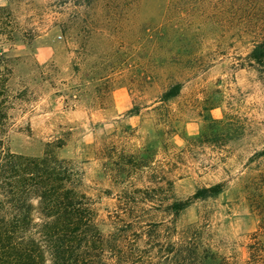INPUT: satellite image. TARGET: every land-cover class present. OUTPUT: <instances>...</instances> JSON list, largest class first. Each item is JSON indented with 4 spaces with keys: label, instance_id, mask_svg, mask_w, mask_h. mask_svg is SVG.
Masks as SVG:
<instances>
[{
    "label": "rangeland",
    "instance_id": "rangeland-1",
    "mask_svg": "<svg viewBox=\"0 0 264 264\" xmlns=\"http://www.w3.org/2000/svg\"><path fill=\"white\" fill-rule=\"evenodd\" d=\"M0 5L14 19L12 81L26 89L11 111L12 151L41 155L62 138L58 155L82 170L101 228L119 225L138 257L148 233H185L229 264H261L249 244L261 246L264 212V65L248 53L264 37V0ZM217 182L221 193L169 208Z\"/></svg>",
    "mask_w": 264,
    "mask_h": 264
},
{
    "label": "trees",
    "instance_id": "trees-1",
    "mask_svg": "<svg viewBox=\"0 0 264 264\" xmlns=\"http://www.w3.org/2000/svg\"><path fill=\"white\" fill-rule=\"evenodd\" d=\"M13 20L12 11L0 5V264H187L190 251L196 257L194 264H229L209 248L198 251L185 233L178 241H161L148 233L150 248L138 257L121 239L119 225L108 233L101 228L95 201L84 189L82 170L71 158L58 155L64 145L62 138L47 141L41 155L10 149L11 111L26 94V89L12 81L7 54L11 50L8 42L14 39ZM248 58L264 65V37L253 41ZM180 88V83L173 84L162 99L176 96ZM223 188V182L200 187L185 200L172 201L169 208L176 213L193 199L217 195ZM261 214L255 233L261 236L257 241L261 246L257 249L251 243L249 248L250 259L264 264V212Z\"/></svg>",
    "mask_w": 264,
    "mask_h": 264
}]
</instances>
